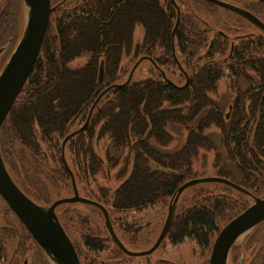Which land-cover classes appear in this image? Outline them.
I'll return each mask as SVG.
<instances>
[{
	"label": "trees",
	"instance_id": "1",
	"mask_svg": "<svg viewBox=\"0 0 264 264\" xmlns=\"http://www.w3.org/2000/svg\"><path fill=\"white\" fill-rule=\"evenodd\" d=\"M234 1L255 6L254 0ZM226 13L206 0H52L39 54L0 128L1 155L16 185L35 203L48 206L72 194L71 172L77 190L83 183L86 198L101 204L111 218L159 203L168 206L183 183L200 177L194 168L200 152L213 151L215 176L248 193L224 184L188 187L165 234L173 243L188 237L211 249L219 230L250 205L251 196L264 198V33L228 27L227 21L237 20ZM207 16L214 18L211 45L213 30L203 24ZM23 24V0H0V47L8 51L12 44V51ZM136 25L143 33L138 43L133 41ZM228 32L242 34L230 56ZM11 51L1 56L0 69ZM84 54L83 65L69 66ZM139 58L151 61L150 74L126 82L121 76ZM176 59L189 73L187 86H180L185 78ZM158 68L174 76L178 72L176 81ZM222 77L231 92L229 116L212 97ZM171 125L186 128V138L179 149L166 151L174 140ZM211 127L221 149L206 134ZM72 132L64 144L65 164L61 144ZM105 137L110 143L102 158L96 146ZM112 170L113 188L98 180L100 175L109 179ZM84 210L95 213L97 221ZM55 213L71 240L72 231L79 233L86 252H101L108 238L112 241L107 228L104 235L98 225L103 213L95 206L66 203ZM256 230L244 239L251 257L243 255L241 264H264V236ZM112 243L114 259L125 257ZM242 252L234 245L232 264H239ZM0 264H49L1 197Z\"/></svg>",
	"mask_w": 264,
	"mask_h": 264
},
{
	"label": "water",
	"instance_id": "2",
	"mask_svg": "<svg viewBox=\"0 0 264 264\" xmlns=\"http://www.w3.org/2000/svg\"><path fill=\"white\" fill-rule=\"evenodd\" d=\"M207 1L244 16L264 32V24L251 13L221 0ZM23 2L25 8L23 33L0 73V127L36 61L52 9L50 0H23ZM102 79L103 65L101 64L98 81L101 82ZM95 103L96 101L92 104L84 125L78 131L87 124ZM74 133H70L62 141L61 156L65 164L63 147L66 140ZM70 176L73 195L59 198L49 206H41L30 199L13 181L0 151V196L30 232L52 264H56L52 256L56 257L57 264H80L73 244L55 215V208L60 204L80 202L99 208L103 213L105 226L113 242L127 255L139 256L147 255L158 247L170 224L178 197L187 187L202 182L216 181L244 192V189L239 185L220 177L196 178L185 182L178 188L173 201L169 204L167 216L154 244L145 251L132 252L126 249L116 236L107 210L98 202L81 197L71 172ZM263 220L264 198H254V202L249 207L230 220L219 231L214 239L208 264H227L229 251L235 241Z\"/></svg>",
	"mask_w": 264,
	"mask_h": 264
},
{
	"label": "rangeland",
	"instance_id": "3",
	"mask_svg": "<svg viewBox=\"0 0 264 264\" xmlns=\"http://www.w3.org/2000/svg\"><path fill=\"white\" fill-rule=\"evenodd\" d=\"M222 1L233 3V0ZM204 20L211 24L212 27L214 26L213 17L207 16ZM250 30L254 32L256 31L254 27L250 28ZM142 35L143 33L141 27L139 25H136L133 33L134 43L140 42ZM12 47L13 45L10 44L8 52L11 51ZM86 59L87 54H84L70 62L69 66H81L85 63ZM150 71V61L142 58L138 62V64L136 63L132 67L129 74H123L121 78L125 79L127 77L126 79H128L131 74L130 79L132 81H138L141 79H145L150 74ZM166 74H169V76L171 77L170 73L166 72ZM177 75L178 72H176V75L173 77L175 80L177 78ZM239 84L241 88H245L246 86V83L243 79H239ZM212 97L218 102L223 111L229 114L230 111L228 110V104L232 99L230 89L228 88V79L226 77H222L221 79H219L217 83V91L216 93L212 94ZM168 130L174 135V140L165 150L174 151L179 149L185 141L187 132L186 128H184L183 126L171 125L168 127ZM206 134L211 136L215 143L218 144V148L221 149L219 141L220 139L216 128H209L206 131ZM109 143L110 139L108 137H105L99 142V145L96 146V151L102 158H104V153L107 148V144ZM214 158L215 155L213 151L200 152L198 159L194 163V168L198 171L199 176H203V178L215 176L216 171L212 165ZM112 173H114V170L110 172L109 179L100 175L98 177L99 182L108 184L112 188L115 187L116 181L114 180L113 175H111ZM203 184L221 185L223 183L213 181ZM82 188H84L83 183H79V193L83 197H86ZM54 199L55 198H53V200ZM63 207L64 206H62L61 208ZM167 208V204L162 205L159 203L155 206L146 207L141 210H130L125 213L121 212L118 215L112 214L110 219L112 221L114 231L118 234L122 243L124 242L123 245L126 247V249L132 252H141L147 250L157 239L167 215ZM84 212H86V214L88 213L90 219H96L97 221L98 218L95 217V213L91 212L90 210H84ZM100 217L101 222L98 223V225L102 228L100 229L102 230L103 234L106 235L107 230L105 231L106 228L104 226V219L102 215H100L99 218ZM75 230L80 231L78 229ZM71 238L81 252L79 258L81 264H154L158 261H167L170 264H207V260L209 258L211 250L200 247L199 244L192 238L186 237L179 243H173L169 238L165 237L158 245V247L147 255H125V257L114 259L117 253L114 250V245L109 238L105 243L104 250L97 253L86 252L85 249H83L78 232L72 231ZM239 240L240 239H238V242ZM28 258L30 259V256H28Z\"/></svg>",
	"mask_w": 264,
	"mask_h": 264
},
{
	"label": "flooded vegetation",
	"instance_id": "4",
	"mask_svg": "<svg viewBox=\"0 0 264 264\" xmlns=\"http://www.w3.org/2000/svg\"><path fill=\"white\" fill-rule=\"evenodd\" d=\"M207 1V0H206ZM207 2H209V1H207ZM254 2H255V6L254 7H248V8H246V7H244V6H242V5H240V3L238 4V3H236L234 0H233V3H230V4H232V5H234V6H237V7H239V8H241V9H243V10H245V11H247V12H249V13H251L252 15H254L256 18H258L263 24H264V1H262V0H254ZM50 3H51V5H52V0H50ZM211 3V2H210ZM213 4V3H212ZM214 5H216V4H214ZM216 6H218V5H216ZM218 7H220V6H218ZM220 8H222V9H225L226 10V15H228L230 18L232 17V15L234 16V18L232 19V20H237V21H227L226 23H228V27H232V28H242V29H248V32H246V34H258V33H263V31L262 30H260L258 27H256L255 25H254V23H252L251 21H249L247 18H245L244 16H242V15H240V14H238V13H236V12H233V11H231V10H228V9H226V8H223V7H220ZM177 9V18H176V25H177V23H178V20H179V13H180V11H179V8H176ZM221 13H223V12H221ZM230 13V14H229ZM213 23H214V21H213ZM203 24L204 25H206V26H208V27H211L212 28V30L213 31H211L212 33L210 34V41H209V45H211L212 44V39H213V33L215 32V28H214V26L212 27L211 26V24H209L207 21H203ZM252 27H254L255 29H256V31L254 32V31H252V30H250V28H252ZM217 28V27H216ZM229 33V41H230V43H229V50H228V56H230L231 54H232V51H233V47H234V44H235V42H236V37H238V36H241L240 34L239 35H237V33H231V32H228ZM8 51H5L4 50V48L3 47H0V61L4 58H6V56L8 55ZM1 56H3V58H1ZM217 57H216V59L217 58H219V56L218 55H216ZM144 58H146V57H144ZM176 58V57H175ZM148 60V59H147ZM177 60V59H176ZM149 61V60H148ZM151 62V61H150ZM177 65H178V68H179V70L181 71V73L183 74V76H184V81H183V84L181 83L180 84V86L182 85V86H187V84H188V80H189V73H188V71L185 69V68H183V66L181 65V63L177 60ZM134 66V65H133ZM132 66V67H133ZM152 66H154V65H152ZM158 70L161 72V74L162 75H165L166 74V72H168V71H166V69H164V68H158ZM171 75V74H170ZM174 75H171V80L172 81H176L174 78ZM232 99V98H231ZM232 101V100H231ZM230 101V103L228 104V109L230 110L231 109V107H232V102ZM246 190V189H245ZM254 196H251V198H253ZM257 197V196H256ZM253 229H257L256 231H257V234L258 235H260V236H264V220L262 221V222H260L257 226H255ZM252 229V230H253ZM251 230V231H252ZM250 231V232H251ZM249 232V233H250ZM249 233H247L243 238H242V240L239 242V243H237V244H235V245H240L241 247H243V252H242V254H241V256L239 257V264H241V261H242V259H243V255L244 256H246V253H245V246L247 245V242L248 241H246V240H248V239H246V240H244L245 238H246V236L249 234ZM262 244H263V242H262ZM261 245V244H260ZM255 247V246H254ZM254 247H253V249H254ZM233 248H234V246L232 247V249H231V251L233 250ZM231 251H230V261H229V263L230 264H232V257H231ZM249 253V254H248ZM250 255V252H247V256L246 257H248V258H250L251 256H249ZM248 258H247V260H248Z\"/></svg>",
	"mask_w": 264,
	"mask_h": 264
},
{
	"label": "bare ground",
	"instance_id": "5",
	"mask_svg": "<svg viewBox=\"0 0 264 264\" xmlns=\"http://www.w3.org/2000/svg\"><path fill=\"white\" fill-rule=\"evenodd\" d=\"M52 258H53V260L55 261V263L57 264V259H56V257L55 256H52Z\"/></svg>",
	"mask_w": 264,
	"mask_h": 264
}]
</instances>
